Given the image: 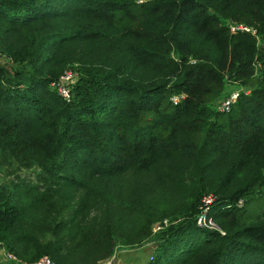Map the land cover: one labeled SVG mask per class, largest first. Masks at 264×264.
I'll return each mask as SVG.
<instances>
[{
  "label": "trees",
  "instance_id": "1",
  "mask_svg": "<svg viewBox=\"0 0 264 264\" xmlns=\"http://www.w3.org/2000/svg\"><path fill=\"white\" fill-rule=\"evenodd\" d=\"M154 238L150 264H264V0H0V243L100 264Z\"/></svg>",
  "mask_w": 264,
  "mask_h": 264
},
{
  "label": "rangeland",
  "instance_id": "2",
  "mask_svg": "<svg viewBox=\"0 0 264 264\" xmlns=\"http://www.w3.org/2000/svg\"><path fill=\"white\" fill-rule=\"evenodd\" d=\"M37 174H39V170L36 168L21 174L16 173V175H20L21 177L24 175V177L30 178L33 184H38L36 181L38 177ZM11 179L14 180L15 178L11 177ZM208 213L209 212L206 209L201 216V224L199 225L209 229H218L215 223L208 218ZM160 229L161 228L156 226L154 234L159 232ZM159 243L160 241L154 238L133 247H118L111 259L100 264H108L109 262L111 264H150L154 260Z\"/></svg>",
  "mask_w": 264,
  "mask_h": 264
},
{
  "label": "built area",
  "instance_id": "3",
  "mask_svg": "<svg viewBox=\"0 0 264 264\" xmlns=\"http://www.w3.org/2000/svg\"><path fill=\"white\" fill-rule=\"evenodd\" d=\"M231 33L236 32H246L255 34V31L251 28H248L244 25H230L229 26ZM76 75L70 71L64 73L61 77L59 83L56 86H53L59 95L66 100L69 99V88L75 82ZM239 91L232 92L228 97L224 100L220 101L217 105V111L220 113H228L231 107L235 104L239 97ZM181 97H174L172 98L173 103H177ZM212 199H208L205 201V204H209ZM198 224H201V218L198 220ZM0 264H55L50 258L42 257L33 262H23L14 256L12 253H9L3 244L0 243ZM108 264H111L110 262Z\"/></svg>",
  "mask_w": 264,
  "mask_h": 264
}]
</instances>
